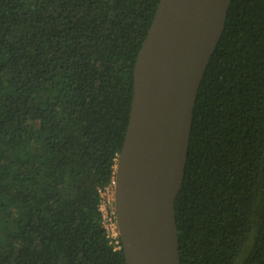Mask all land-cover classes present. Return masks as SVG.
<instances>
[{
	"label": "trees",
	"instance_id": "obj_1",
	"mask_svg": "<svg viewBox=\"0 0 264 264\" xmlns=\"http://www.w3.org/2000/svg\"><path fill=\"white\" fill-rule=\"evenodd\" d=\"M159 0H0V264H127L107 237ZM180 264H264V0H231L175 201Z\"/></svg>",
	"mask_w": 264,
	"mask_h": 264
},
{
	"label": "water",
	"instance_id": "obj_2",
	"mask_svg": "<svg viewBox=\"0 0 264 264\" xmlns=\"http://www.w3.org/2000/svg\"><path fill=\"white\" fill-rule=\"evenodd\" d=\"M231 0H159L133 69L113 207L127 264H180L176 198L197 92Z\"/></svg>",
	"mask_w": 264,
	"mask_h": 264
},
{
	"label": "built area",
	"instance_id": "obj_3",
	"mask_svg": "<svg viewBox=\"0 0 264 264\" xmlns=\"http://www.w3.org/2000/svg\"><path fill=\"white\" fill-rule=\"evenodd\" d=\"M115 180L113 179L110 186L100 190L101 202L100 211L102 213L103 225L107 237L115 249L121 248V240L118 233L116 214L112 206Z\"/></svg>",
	"mask_w": 264,
	"mask_h": 264
},
{
	"label": "rangeland",
	"instance_id": "obj_4",
	"mask_svg": "<svg viewBox=\"0 0 264 264\" xmlns=\"http://www.w3.org/2000/svg\"><path fill=\"white\" fill-rule=\"evenodd\" d=\"M112 206H113V202H112Z\"/></svg>",
	"mask_w": 264,
	"mask_h": 264
}]
</instances>
